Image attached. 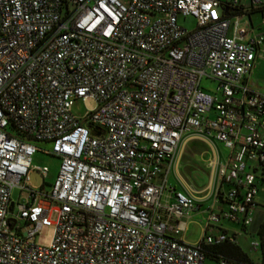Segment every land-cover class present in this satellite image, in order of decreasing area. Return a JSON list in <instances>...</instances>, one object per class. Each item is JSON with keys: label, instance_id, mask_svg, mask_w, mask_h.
<instances>
[{"label": "built area", "instance_id": "obj_1", "mask_svg": "<svg viewBox=\"0 0 264 264\" xmlns=\"http://www.w3.org/2000/svg\"><path fill=\"white\" fill-rule=\"evenodd\" d=\"M263 8L264 0H0V264H203L212 252L227 264L210 249L235 244L236 233L219 220L247 225L264 175V90L249 81L264 58ZM85 96L95 107L74 115L73 99ZM188 137L226 148L223 160L215 147L206 159L200 197H213L194 242L179 235L199 197L166 178ZM37 149L60 158L47 190L29 185ZM51 212L50 244L30 241Z\"/></svg>", "mask_w": 264, "mask_h": 264}, {"label": "rangeland", "instance_id": "obj_2", "mask_svg": "<svg viewBox=\"0 0 264 264\" xmlns=\"http://www.w3.org/2000/svg\"><path fill=\"white\" fill-rule=\"evenodd\" d=\"M179 24L183 25L187 29H192L195 26V19L192 15L181 16L177 18ZM250 79L252 82H256L258 85L264 83V58H260L259 62L256 63ZM203 86L212 87L213 82L203 78L201 80ZM96 105V101L91 96L76 97L72 101L71 111L76 116H81L85 110H92ZM189 132H185L182 136L184 137ZM215 149L217 150L219 157L222 159L226 148L218 140H212ZM38 146L47 148L49 143H38ZM211 156V151L207 143L196 138L190 137L184 141L181 148L177 152V157L170 167L167 173V182L170 185H175L178 189L182 190L180 183H188L194 188H201L206 185L209 181L210 167L206 163V159ZM60 164V158L54 154L47 153L42 149L35 150L30 158V171L28 174L29 185L33 188L39 187L41 184L47 190L50 184L53 182ZM45 165L47 167V173L44 178L41 177L40 173L33 166ZM19 189L14 187L11 191V197L17 199ZM210 197L203 200V205H207L210 202ZM256 205L254 213L259 214L254 218L253 223L250 225L245 235V239H237L239 246L247 255L248 259L252 264H264V257L260 246L256 249H252L249 245V241L252 239L260 240V235L257 231L259 222L264 219V177L258 181V191L255 196ZM261 214V215H260ZM263 214V215H262ZM55 220V213L51 212L48 215V223H42L39 227L38 232L31 237L30 241L38 245H49L54 232V225L52 221ZM23 229L25 227H22ZM198 234V225L191 223L185 232V237L189 241H193ZM204 264H218L215 258L206 257ZM229 264H241L240 262H232Z\"/></svg>", "mask_w": 264, "mask_h": 264}, {"label": "crops", "instance_id": "obj_3", "mask_svg": "<svg viewBox=\"0 0 264 264\" xmlns=\"http://www.w3.org/2000/svg\"><path fill=\"white\" fill-rule=\"evenodd\" d=\"M246 0H240V2L241 3H244ZM263 13H264V8H263ZM260 15H261V11L260 10H258V11H254V12H252L250 15H249V19H250V22H251V24H253V25H257V23H258V21H259V18H260ZM260 58H262V57H257L256 58V60H255V63H254V65H253V68L251 69V71H250V73H249V81H250V83H251V86L253 87V88H256V89H260V90H264V87H263V85H264V83L262 84V85H258L256 82H252L251 81V79H250V75H251V73H252V71H253V69H254V67H255V65H256V63L257 62H259V60H260ZM190 137H188L187 139H189ZM197 138V137H196ZM186 139V140H187ZM198 139H200V140H202L201 138H198ZM185 140V141H186ZM202 141H204V140H202ZM205 142V141H204ZM183 143H184V141L181 143V146L183 145ZM205 143H207V142H205ZM207 145L209 146V148H210V151H211V153H212V151L214 150V144H208L207 143ZM213 145V146H212ZM181 146H180V148H181ZM216 150V149H215ZM217 151V150H216ZM218 153V152H217ZM219 155V154H218ZM217 158H218V160H223V158H224V156L222 157V159L219 157V156H217ZM210 176V175H209ZM263 177H264V175H263ZM209 182V181H208ZM208 184V183H207ZM207 184L206 185H204V186H207ZM173 188H175V189H177V190H180V189H178L175 185H171ZM180 186H181V188H182V190L181 191H192V192H194V194L196 195V196H198L199 198H198V200H197V207L195 208V210H193L192 212H191V214H190V216L187 218V219H185V229L180 233V235H179V237H181V239L182 240H184V241H187V242H194V241H196L200 236H201V234H202V230H203V221H204V218H205V214H206V212H205V210H202L203 208H205V207H207V205L211 202V200H212V197H213V194L210 192V193H208L205 197H200L201 196V191H200V189H202L203 187H201V188H194V187H192L191 185H189L188 183H180ZM226 186H223V189L225 188ZM255 196H256V194H255ZM207 197H210V202L207 204V205H203V200L205 199V198H207ZM216 205H220V206H223V203L221 202V201H218L217 203H216ZM255 205H256V200H255ZM254 211H255V206H254V208H253V211H252V218H251V221L247 224V225H242V224H240L239 222H235V221H229V220H226V219H224V218H220V220H219V227H221V228H224V229H226V230H228V231H232V232H235L236 233V243L234 244V245H237L241 250H242V248L239 246V242L237 241V239L239 238V239H245V235L247 234V231L249 230L250 231V229H249V227H250V225L253 223V221H254V218L257 216V215H259V214H256V213H254ZM261 215V214H260ZM263 215V214H262ZM191 223H195V224H197L198 225V234H197V236H196V238L193 240V241H189V240H187L186 239V237H185V232L187 231V229H188V227H189V225L191 224ZM263 224H264V219H263V221H260L259 222V227H258V229H257V231H258V233H259V235H260V240H258V239H256L257 241H258V245L256 246V248L257 247H259L260 246V248H261V251H262V254H264V234H262V233H260V230H261V228H262V226H263ZM231 244L230 243H222V244H220V246H218V247H215V248H211L210 250H212V251H214V252H217V253H219V254H221V255H223L225 258H228L229 259V261H228V263L227 264H229V263H232V262H236V259H235V257H233V255H231L226 249H225V247H227V246H230ZM256 248H252V249H256ZM243 251V250H242ZM244 252V251H243ZM206 257H210V258H215L214 257V255H211V254H207L206 255ZM205 257V258H206ZM263 257H264V255H263ZM217 260V259H216ZM203 264H204V261H203Z\"/></svg>", "mask_w": 264, "mask_h": 264}, {"label": "trees", "instance_id": "obj_4", "mask_svg": "<svg viewBox=\"0 0 264 264\" xmlns=\"http://www.w3.org/2000/svg\"><path fill=\"white\" fill-rule=\"evenodd\" d=\"M260 179H263V176L260 177ZM260 233L264 234V224L260 230ZM220 245L214 246L212 248L218 247ZM225 249L235 257L236 262H240L241 264H252L250 260L248 259L245 252H243L237 245L231 244L230 246L225 247ZM210 254V253H209ZM211 255H214L213 252ZM264 255V254H263ZM215 259L217 257L214 255Z\"/></svg>", "mask_w": 264, "mask_h": 264}]
</instances>
